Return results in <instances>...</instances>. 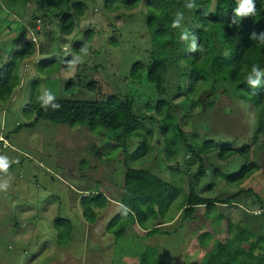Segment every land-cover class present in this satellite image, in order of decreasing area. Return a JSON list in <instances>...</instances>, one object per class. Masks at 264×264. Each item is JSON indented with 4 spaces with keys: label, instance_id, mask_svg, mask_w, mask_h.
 <instances>
[{
    "label": "rangeland",
    "instance_id": "1",
    "mask_svg": "<svg viewBox=\"0 0 264 264\" xmlns=\"http://www.w3.org/2000/svg\"><path fill=\"white\" fill-rule=\"evenodd\" d=\"M105 1L73 0L85 3L87 10L69 37L59 34L51 18L56 11H48L45 0L0 1V69L13 61L21 79L11 101L6 105L0 102V156L9 161L7 172H0V182L10 185L7 192L0 191V264H138V254L146 247H156L158 260L166 264H203L206 254L199 248V235L209 233L210 245L224 242L226 222L264 240V134L254 138L256 121L251 104L231 94H217L206 113L200 114L197 105L189 110L197 98L186 95L185 79L180 91L172 87L179 78L175 72L168 100L155 97L153 86L129 78L131 67L137 62L146 64L154 49L145 27V0L133 10L120 7L112 12L104 10ZM34 14L41 19H32ZM44 14L50 18L44 19ZM87 33L91 35L86 39ZM26 45L32 50L22 58L19 54ZM76 46L81 48L75 50ZM82 48H87L86 56ZM76 56H84L85 62L69 68L65 62ZM91 82L96 84L94 91L86 87ZM34 84L38 96L49 89L57 99L93 101L110 94L132 96L135 112L151 138L146 154L129 159L127 164L166 180L172 174L184 193L199 161L185 151L183 142L177 143L171 161L166 159L160 131L165 111L161 116L154 110L159 100L171 106L187 144L196 146L192 140L196 138L223 142L235 149L249 146L256 171L238 187L217 179L208 189L214 171L235 175L243 162L239 157L221 162L215 152L201 156L207 176L198 185L197 194L221 201L234 197L229 204L215 207L209 217L204 207L198 208L195 219L170 236L145 237L143 229H152L156 223L150 219L142 228L127 224L124 236L115 238L106 227L119 209L125 174L123 150L112 149L115 143L111 137L99 130L43 121L28 127L34 115L23 110ZM67 86L72 90L66 91ZM140 142L136 138L130 141L129 158ZM248 189L252 195L235 197ZM92 192L104 194L109 202L90 224L83 218L80 200ZM183 200L181 195L170 207L168 216L175 214V224L179 221L177 206ZM58 220L69 222V231L55 228ZM172 223L162 230L174 228Z\"/></svg>",
    "mask_w": 264,
    "mask_h": 264
},
{
    "label": "trees",
    "instance_id": "2",
    "mask_svg": "<svg viewBox=\"0 0 264 264\" xmlns=\"http://www.w3.org/2000/svg\"><path fill=\"white\" fill-rule=\"evenodd\" d=\"M7 1V0H0ZM140 0H106L104 10L116 11L120 7L133 10ZM187 0H145V27L150 33V39L154 49L150 52L149 61L146 64L135 63L131 69L129 78L143 80L153 86L158 98L168 100L170 82L173 73L179 77L175 80L176 91L181 90V80H186L185 93L187 96L196 97L195 103L189 106L194 109L195 105L206 113L213 107L215 96L221 94L251 104L255 116L254 138L264 134V80L261 87L251 89L245 83L247 74L253 64H258L264 70V45L256 40H251L252 32H264V0H255L256 14L248 17H234L233 10L239 6L238 0H193L195 8L192 10L184 7ZM38 3V2H37ZM48 11H56L51 17L59 34L69 37L75 29V22L82 19L87 10L83 2L73 0H45ZM177 12H183V28L198 37L201 51L189 52L187 42H182L179 37L182 29L172 28L171 22ZM38 19L37 14L31 16ZM50 16L44 14V19ZM41 19V18H40ZM235 20V22H233ZM31 22L29 21V26ZM30 28V27H29ZM31 29V28H30ZM86 34V39L90 36ZM81 46H76L75 50ZM32 46L26 45L20 57L25 58L31 52ZM51 62H47V65ZM186 76V77H185ZM264 79V78H262ZM21 82L20 74L11 61L0 69V102L8 104ZM36 85L32 86L28 98V105L24 108V114H33L34 120L28 127L38 122H48L52 125L67 126L70 128L84 127L90 132L99 130L109 135L115 145L112 149L121 148L125 154V174L123 186L118 201V206L123 204L131 211L122 215L117 214L110 220L106 231L115 238H121L126 232V225L143 227L148 220H155L152 229L145 230V237L154 235L170 236L191 223L195 219L197 209L205 208V215L209 217L215 207H223L234 198L224 201L219 199H207L199 196L196 189L207 174L206 167L201 156L216 153L217 159L226 162L233 157H239L243 162L242 169L235 175L226 176L222 172L214 171L211 176V184L214 186L217 179L238 187V184L249 178L256 171V164L250 160L249 146L239 149L223 142L214 140L200 142L193 138L196 146L187 144L186 139L177 118L172 115L171 106L164 101H156L154 110L158 115L165 111L164 120L160 121V131L164 139L165 157L171 161L176 155L178 142L185 144V151L199 161V167L192 180L188 183L187 192H182L181 182L177 181L172 174L170 180L157 173L148 170L133 169L127 161L135 160L144 156L149 146L148 137L151 132L140 122L132 96L110 94L93 101H81L71 99H56L60 105L58 110L47 111L41 108L38 95L34 93ZM96 84L91 82L86 85L88 91H94ZM66 91L72 89L67 86ZM158 98H156L158 100ZM3 107L0 106V109ZM149 110L153 108L148 107ZM199 115V114H198ZM200 116V115H199ZM141 139L137 145L135 154L129 158L128 150L132 139ZM207 138V137H206ZM3 138L0 135V144L3 147ZM134 158V159H133ZM251 190H241L235 197L243 194H251ZM184 196V200L178 204V219L175 224V214L168 216L174 201ZM255 196V195H254ZM256 197V196H255ZM258 199V198H257ZM108 198L102 193L92 192L80 200L83 218L90 224L95 223L97 211L102 210L108 203ZM261 207V206H260ZM217 215L216 218H220ZM222 218V217H221ZM174 221V223H172ZM175 224L170 230H162L169 224ZM62 227L65 231L71 228L69 222L58 220L55 228ZM210 234L204 233L198 237V245L205 251L206 260L203 264H264V240L255 236L253 232L226 222V238L224 242H216L210 245ZM212 247V248H211ZM138 264H166L158 260V249L146 247L138 254Z\"/></svg>",
    "mask_w": 264,
    "mask_h": 264
},
{
    "label": "clouds",
    "instance_id": "3",
    "mask_svg": "<svg viewBox=\"0 0 264 264\" xmlns=\"http://www.w3.org/2000/svg\"><path fill=\"white\" fill-rule=\"evenodd\" d=\"M184 7L186 9L192 10L195 8V3L193 0H187ZM256 4L255 0H239V6L233 10L234 17H248L255 16L256 14ZM184 19L183 12H177L175 18L171 22L172 28H180L182 29L179 39L182 42H187L188 51L189 52H198L201 51V45L198 43V37L190 32L188 29L183 28L182 21ZM235 22V20L233 21ZM251 40H256L260 45H264V32L256 33L252 32L249 37ZM84 56L88 54L87 48L81 49ZM84 56H76L72 60L66 61L65 63L69 68H74L75 66L84 63ZM264 78V70H261L258 64H253L251 66V71L247 74L245 78V83L251 89H257L261 87L262 79ZM40 102V106L42 109L47 111L49 107L52 110H58L60 105L56 103V96L52 93L51 90L45 89L44 92L37 98ZM5 145V143H4ZM9 166V161L7 157L0 156V172H7ZM9 183L7 181L0 182V191L7 192L9 188ZM119 211H121L122 215H127L131 210L127 208V206L120 204ZM259 214V212H257Z\"/></svg>",
    "mask_w": 264,
    "mask_h": 264
}]
</instances>
